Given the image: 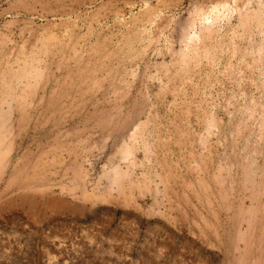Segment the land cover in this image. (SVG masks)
<instances>
[{"label":"rangeland","instance_id":"374dc122","mask_svg":"<svg viewBox=\"0 0 264 264\" xmlns=\"http://www.w3.org/2000/svg\"><path fill=\"white\" fill-rule=\"evenodd\" d=\"M0 264H264V0H0Z\"/></svg>","mask_w":264,"mask_h":264},{"label":"bare ground","instance_id":"6f19581e","mask_svg":"<svg viewBox=\"0 0 264 264\" xmlns=\"http://www.w3.org/2000/svg\"><path fill=\"white\" fill-rule=\"evenodd\" d=\"M23 201V200H22Z\"/></svg>","mask_w":264,"mask_h":264}]
</instances>
